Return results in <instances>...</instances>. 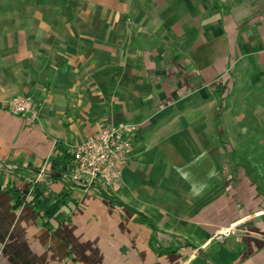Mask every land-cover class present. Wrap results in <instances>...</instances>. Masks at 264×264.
<instances>
[{"label":"crops","instance_id":"0c3cea01","mask_svg":"<svg viewBox=\"0 0 264 264\" xmlns=\"http://www.w3.org/2000/svg\"><path fill=\"white\" fill-rule=\"evenodd\" d=\"M263 80L264 0H0V264H264V192L216 128ZM20 96L35 122L5 109ZM123 124L139 130L110 193L155 232L80 191L30 204L44 162ZM169 164L210 187L193 197Z\"/></svg>","mask_w":264,"mask_h":264},{"label":"built area","instance_id":"2783aa9c","mask_svg":"<svg viewBox=\"0 0 264 264\" xmlns=\"http://www.w3.org/2000/svg\"><path fill=\"white\" fill-rule=\"evenodd\" d=\"M5 109L13 116L35 122L39 109L29 96L14 98ZM136 124H123L102 130L92 139L70 150L71 162L65 168L68 182L84 192L101 194L115 189L128 165L131 140L138 132ZM42 170L39 179L45 175Z\"/></svg>","mask_w":264,"mask_h":264},{"label":"rangeland","instance_id":"374dc122","mask_svg":"<svg viewBox=\"0 0 264 264\" xmlns=\"http://www.w3.org/2000/svg\"><path fill=\"white\" fill-rule=\"evenodd\" d=\"M264 80L257 86L241 85L237 87L230 98L228 107L222 118L224 127V141L230 142L238 154V161L247 170L251 178L261 187L264 192V90L262 88ZM233 163V162H232ZM235 165H232L234 168ZM15 172L20 166H10ZM45 175L39 179L42 170ZM36 178L27 181L29 191L34 190L37 184H51V166L48 161L44 162L37 171ZM71 189L70 197L75 192H82L91 197H102L95 192H84V190L67 183ZM45 198V197H42ZM103 198V197H102ZM41 199V198H40ZM30 200V199H29ZM37 200L35 196L30 200L34 204ZM109 203V202H108Z\"/></svg>","mask_w":264,"mask_h":264},{"label":"trees","instance_id":"16d2710c","mask_svg":"<svg viewBox=\"0 0 264 264\" xmlns=\"http://www.w3.org/2000/svg\"><path fill=\"white\" fill-rule=\"evenodd\" d=\"M264 90V84L262 86V88H258V90ZM232 94H230L228 97H226L225 99H222L221 104L223 105V109L224 111L226 110V108L228 107V103H229V98L231 97ZM216 128H217V133L219 135V141L223 144L226 145L227 143L224 141V130L221 126L220 123V119L218 118L216 120ZM233 156L235 157V155L233 154ZM64 162L68 161L71 162L72 157L70 154V151H66L65 152V156H64ZM64 162L61 163H56L54 160H50V166H51V184H37L35 186V198L36 199H40L42 197H46L48 198L49 202L51 203H55L57 201L62 202L65 205H68L69 200H70V188L68 187V184L64 185V189L60 192L57 193L53 190V186L55 184H57L59 181H61V169L62 166L64 164ZM9 193L14 196L17 200H21L23 198V193L20 192L18 190V188L14 187L12 188ZM101 196L108 201L111 205L120 207V208H125L131 212H133L134 214L137 215V219L143 223H145L149 228H151L154 232L156 231L152 221L148 218H146L145 216H143L142 214H139L137 212H135L134 210H132L131 208L126 207L124 204H122L121 202H119L118 200H116L112 194L110 193V191L107 190H103L101 192ZM32 205V204H31ZM33 208H35V206H33ZM153 243L156 244L155 238L153 237ZM188 247H192V246H188ZM156 251L160 254V255H172L178 252V249L176 248H167V249H162V248H157Z\"/></svg>","mask_w":264,"mask_h":264},{"label":"clouds","instance_id":"9594fccd","mask_svg":"<svg viewBox=\"0 0 264 264\" xmlns=\"http://www.w3.org/2000/svg\"><path fill=\"white\" fill-rule=\"evenodd\" d=\"M208 158L207 151H202L199 155H197L189 165L186 166V168H190L193 165L200 164L204 159ZM186 168H181L174 166L172 164L168 165V168L166 169V174H170L172 170H174L181 179H184L186 182L189 183V190L190 194L193 197H201L205 193L206 190L210 187V185L206 181H196L192 179L191 173L186 170ZM217 175L216 169L213 166L208 174H207V180L213 179Z\"/></svg>","mask_w":264,"mask_h":264}]
</instances>
